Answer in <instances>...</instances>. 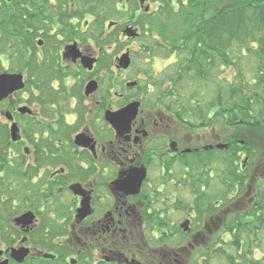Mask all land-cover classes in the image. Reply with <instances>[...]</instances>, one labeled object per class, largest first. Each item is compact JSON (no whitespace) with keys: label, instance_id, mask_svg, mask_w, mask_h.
<instances>
[{"label":"flooded vegetation","instance_id":"af4514ba","mask_svg":"<svg viewBox=\"0 0 264 264\" xmlns=\"http://www.w3.org/2000/svg\"><path fill=\"white\" fill-rule=\"evenodd\" d=\"M167 1L113 3L129 17L105 25L96 0H0V75L23 84L0 100V264H264V169L243 165V190L218 198L232 178L218 165L231 163L230 139L164 105V51L169 65L176 53L151 20ZM112 41L130 45L106 64ZM115 83L137 95L111 96ZM131 103L136 115L117 135L105 113Z\"/></svg>","mask_w":264,"mask_h":264},{"label":"trees","instance_id":"16d2710c","mask_svg":"<svg viewBox=\"0 0 264 264\" xmlns=\"http://www.w3.org/2000/svg\"><path fill=\"white\" fill-rule=\"evenodd\" d=\"M47 1L41 0V5ZM94 1L89 0V7ZM108 1L96 0L101 7L97 9L113 8ZM199 2L179 3V11L166 7L164 15L151 22L158 24L152 28L160 36H168L165 45L176 53L175 62L164 68L167 110L202 125L233 129V135L250 131L257 137L252 141L246 136L242 145L231 140V163L219 159L232 169L231 183L220 181L224 192L219 190L217 197L224 198L227 191L234 195L237 188L243 190L247 176L239 170L243 165L249 174L258 165L264 169V0H226L212 14H206ZM170 54L164 51L165 57ZM229 71L230 80L222 75ZM241 154L246 161H240ZM256 187L263 197L264 180Z\"/></svg>","mask_w":264,"mask_h":264},{"label":"rangeland","instance_id":"374dc122","mask_svg":"<svg viewBox=\"0 0 264 264\" xmlns=\"http://www.w3.org/2000/svg\"><path fill=\"white\" fill-rule=\"evenodd\" d=\"M99 2H101L102 0H98ZM121 1L122 0H109L108 1V3L110 2L111 3V5H112V3H117L118 4V7L121 9V7H120V3H121ZM186 0H168L165 4H164V9L166 8V7H170V6H172V7H174V10L175 11H179V9L181 10L182 9V6L181 5H179V3H184ZM200 2L199 3H201L202 5H205V7H206V14H212V13H214V11L218 8V7H220V5L221 4H223V2L224 1H226V0H199ZM107 8H105L104 10L106 11L105 13H102V18H104V22H105V25L109 22V21H116V22H118V21H121V20H123L124 18H128L129 17V14L130 13H126V14H124V13H120V12H113L112 11V7H110V8H108V5L106 6ZM128 15V16H127ZM175 25H177V24H175ZM152 26H154V25H152ZM152 28V27H151ZM160 30V29H159ZM176 31H177V28H176ZM171 33H172V31H171ZM165 37H164V41H167L166 39L168 38V36H166V35H164ZM143 37H145V38H147L146 36H145V32H143ZM174 39H175V37H174ZM117 42V41H116ZM130 44L129 43H125V42H122V44H120V45H117L115 42H113L112 41V43H109V44H107L106 46V48H109V50L108 49H106L107 51H108V54L109 55H106V58H105V63L106 64H108V63H110V61H113L117 56H119L120 55V53L121 52H123L124 51V49L125 48H127L128 46H129ZM14 51L16 52H18V53H20V48H16V49H14ZM8 55H11V54H13V51H10V52H8L7 53ZM13 55H15V53L13 54ZM14 60H16V61H14ZM12 61H14V63H10V66L8 67V69H10V72H11V70H15L16 69V66H19L18 65V61H17V58H16V55H15V57H14V59L12 60ZM172 61V58H168V57H165L164 56V67L166 68V66H168L169 65V62H171ZM159 72V70H157V71H155L154 72V75L156 74V73H158ZM129 74L130 73H124V74H122L121 75V78H125L126 80H128V79H130V77H129ZM114 77L116 76V79H114V82H117V81H119L120 80V74H117V73H115L114 72ZM224 77H226L227 79H231V76H232V72L231 71H229V72H227V74H222ZM136 77V76H135ZM141 78V77H140ZM142 78H145V76H142ZM152 78V77H151ZM151 78H146V81L148 82V80L149 79H151ZM135 79V78H134ZM108 84H104L103 83V89H104V92H106L107 91V89H108ZM114 86H117V83H115V85ZM113 86V87H114ZM110 87V86H109ZM113 87H111V89L110 90H113ZM117 88V89H116ZM113 91H111V96H112V93L113 92H115V91H117L118 92V90H119V86H117ZM120 89H121V91L120 92H118V93H125V96L127 95L129 98H131V97H134V96H136L137 95V91H132V92H129V91H125V89H124V87L123 86H121L120 87ZM168 89H169V85L168 84H164V93H166L167 91H168ZM158 90V92H156L157 94L156 95H154L153 96V98H156V97H159V95H160V93H161V91H162V88L161 87H159V89H157ZM148 92H152V90L150 89V90H148ZM209 92V91H208ZM153 93H154V91H153ZM152 93V94H153ZM144 94H145V92H144ZM152 94L150 93L149 94V98H152ZM106 95V94H105ZM174 95V94H173ZM205 97H207L208 98V96H205ZM125 100V98H123L122 100H121V102H123ZM119 104H120V100H117V98L116 97H114V98H112V101H110L109 103H108V105L112 108H114V107H116V106H119ZM217 135H218V143H220L222 140L223 141H227V140H229L230 139V141L231 140H237L238 142H241V141H245L246 140V136L248 137V138H250L252 141L254 140V141H257V137H255V134L254 133H252V132H250V131H242L240 134H235V135H233L235 132H234V130L233 129H230V130H224L223 128H217ZM243 158H244V155H240V161H242L243 160ZM218 163H219V165L220 166H222V164H221V162H219L218 161ZM259 165L256 167V171L257 172H259L260 174L262 173V171H258V169H259ZM261 169V168H260ZM218 186H220V185H218Z\"/></svg>","mask_w":264,"mask_h":264},{"label":"water","instance_id":"95a60500","mask_svg":"<svg viewBox=\"0 0 264 264\" xmlns=\"http://www.w3.org/2000/svg\"><path fill=\"white\" fill-rule=\"evenodd\" d=\"M125 34L128 38L134 36V33L129 28L126 29ZM70 53L73 54V49L70 51ZM93 63L94 60H92L91 58L84 57L82 59V64L84 68H87L88 70L92 69ZM129 63H130L129 55L128 53H125L118 59L117 67L119 69L125 70L128 68ZM95 86H96L95 83H89L86 87V94L91 93L95 89ZM127 86L130 87L131 85L128 84ZM22 87L23 84H22L21 76L0 75V100L12 94L13 92L22 89ZM138 105L139 104L137 103H131L116 113L106 112L105 121L115 129L117 135H123L124 133L127 132V128L129 127L130 121L135 117L136 112L138 110ZM12 132L15 133V131ZM240 144H242V142H240ZM218 148L221 149L222 147L218 146Z\"/></svg>","mask_w":264,"mask_h":264}]
</instances>
